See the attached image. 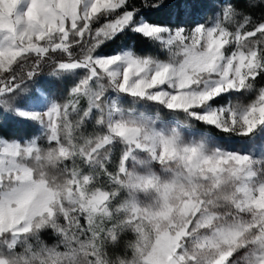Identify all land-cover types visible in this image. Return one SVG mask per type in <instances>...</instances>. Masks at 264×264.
<instances>
[{"label": "snow or ice", "instance_id": "1", "mask_svg": "<svg viewBox=\"0 0 264 264\" xmlns=\"http://www.w3.org/2000/svg\"><path fill=\"white\" fill-rule=\"evenodd\" d=\"M0 264H264V0H0Z\"/></svg>", "mask_w": 264, "mask_h": 264}, {"label": "trees", "instance_id": "2", "mask_svg": "<svg viewBox=\"0 0 264 264\" xmlns=\"http://www.w3.org/2000/svg\"><path fill=\"white\" fill-rule=\"evenodd\" d=\"M256 15L259 16V15H260V12L257 11V12H256ZM45 71H48V69L46 68ZM18 134H23V133H18ZM41 143H42V145H43L44 142H41ZM127 239H128V238L125 237V240H127ZM118 252H119V251H118ZM116 253H117V252H115V254H116Z\"/></svg>", "mask_w": 264, "mask_h": 264}, {"label": "rangeland", "instance_id": "3", "mask_svg": "<svg viewBox=\"0 0 264 264\" xmlns=\"http://www.w3.org/2000/svg\"><path fill=\"white\" fill-rule=\"evenodd\" d=\"M208 15H211V12H210V11L208 12ZM127 238H128V237H127ZM116 252H117L116 254L114 253L115 255H120V254H121V253L118 252V251H116Z\"/></svg>", "mask_w": 264, "mask_h": 264}]
</instances>
